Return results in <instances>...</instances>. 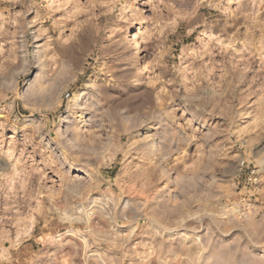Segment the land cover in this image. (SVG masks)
Here are the masks:
<instances>
[{
  "label": "clouds",
  "instance_id": "clouds-1",
  "mask_svg": "<svg viewBox=\"0 0 264 264\" xmlns=\"http://www.w3.org/2000/svg\"><path fill=\"white\" fill-rule=\"evenodd\" d=\"M69 261L264 264V0H0V264Z\"/></svg>",
  "mask_w": 264,
  "mask_h": 264
},
{
  "label": "rangeland",
  "instance_id": "rangeland-1",
  "mask_svg": "<svg viewBox=\"0 0 264 264\" xmlns=\"http://www.w3.org/2000/svg\"><path fill=\"white\" fill-rule=\"evenodd\" d=\"M59 15V14H58ZM101 19H103V17H101ZM137 27H140L138 24L136 25ZM133 31H132V28L129 29V33L131 34ZM171 39V38H170ZM184 45H192L193 43H195V45L198 47L199 46V42L198 41H195V33L193 34V36L191 37H188L187 39H185L183 41ZM163 55V54H161ZM172 55L175 56L177 59L175 60V63H179V56H180V45H173V52H172ZM163 59L165 62H167L170 57L168 56H163ZM171 66V65H169ZM163 71V69L161 68H157V74H160L161 72ZM166 78V77H165ZM157 87H159V85H156ZM243 87V86H242ZM247 107V105L245 106ZM215 120H220L221 118L220 117H216L214 118ZM242 151V150H241ZM37 160H39V158H37ZM255 165H252L250 166L249 168H246L244 170V172L241 174V180H245L247 178L248 175H251L252 174V171L254 169ZM243 186V185H241ZM36 229H33V233H35ZM29 243H33L34 244V249L36 247L35 243L33 241H29ZM256 251H260L259 249H257ZM68 264H70V261L68 262Z\"/></svg>",
  "mask_w": 264,
  "mask_h": 264
},
{
  "label": "bare ground",
  "instance_id": "bare-ground-1",
  "mask_svg": "<svg viewBox=\"0 0 264 264\" xmlns=\"http://www.w3.org/2000/svg\"><path fill=\"white\" fill-rule=\"evenodd\" d=\"M135 28H137V26H136V25H133V26H132V31H134Z\"/></svg>",
  "mask_w": 264,
  "mask_h": 264
}]
</instances>
